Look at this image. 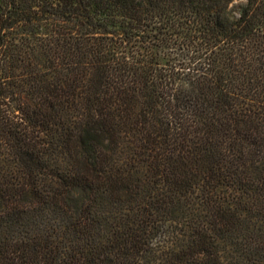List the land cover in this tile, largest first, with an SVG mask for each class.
<instances>
[{"label":"trees","instance_id":"obj_1","mask_svg":"<svg viewBox=\"0 0 264 264\" xmlns=\"http://www.w3.org/2000/svg\"><path fill=\"white\" fill-rule=\"evenodd\" d=\"M0 0V264H264V0Z\"/></svg>","mask_w":264,"mask_h":264},{"label":"rangeland","instance_id":"obj_2","mask_svg":"<svg viewBox=\"0 0 264 264\" xmlns=\"http://www.w3.org/2000/svg\"><path fill=\"white\" fill-rule=\"evenodd\" d=\"M242 0H234L229 6H228V14L231 18H236L238 16L240 5L242 4Z\"/></svg>","mask_w":264,"mask_h":264}]
</instances>
